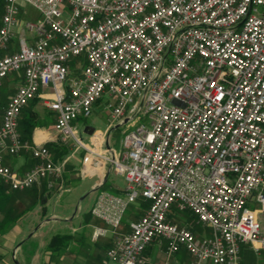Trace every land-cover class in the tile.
<instances>
[{
	"label": "built area",
	"instance_id": "built-area-1",
	"mask_svg": "<svg viewBox=\"0 0 264 264\" xmlns=\"http://www.w3.org/2000/svg\"><path fill=\"white\" fill-rule=\"evenodd\" d=\"M1 1L0 51L20 37L0 54V84L13 73L22 80L0 109V182L21 191L62 177L67 158L53 161L19 132L21 111L38 98L56 112L58 140L87 151L82 173L104 165L124 176L121 194L100 190L91 208L107 225L93 237L112 235L107 264H145L154 241L168 254L186 250L191 264H241L246 243L264 251V0ZM22 3L41 18L19 19ZM103 97L109 126L126 124L120 149L77 137L73 121ZM24 149L37 163L17 174L4 154ZM139 197L148 207L120 231ZM173 206L211 234L172 222Z\"/></svg>",
	"mask_w": 264,
	"mask_h": 264
},
{
	"label": "rangeland",
	"instance_id": "rangeland-1",
	"mask_svg": "<svg viewBox=\"0 0 264 264\" xmlns=\"http://www.w3.org/2000/svg\"><path fill=\"white\" fill-rule=\"evenodd\" d=\"M4 11V3L0 0V23H1V16ZM41 13L29 4L22 3L20 5V11L18 14V18L21 20H32L37 21L41 18ZM24 37L27 39L28 43L33 42V34L30 31L23 32ZM20 37V32H16L15 36L13 37L12 41L10 42L9 46L3 50L4 54L12 53L18 49V40ZM12 49V51H8ZM11 75V74H10ZM9 75V76H10ZM8 77V76H7ZM15 83H17L12 77H8L5 80L3 79L2 83L0 84V90L5 93H14L15 92ZM14 89V91H13ZM0 91V92H1ZM106 97H103L101 100L97 101V104H94L92 107V112L90 116L86 120V124L82 122V117L78 118L77 120L73 121L74 125L77 127V137L80 138L86 145V141H88L89 135L83 132V129L86 125H90L94 127V132L91 134H101V130L104 128V137L105 140L109 143L114 149L121 148V140L124 135V130L126 129V124H118L115 123L109 126L111 121V114L110 111L105 107L107 102ZM4 99L0 98V102L3 103ZM34 118L36 119L37 123L41 121H46L45 124H49V113L47 111H38L35 114ZM52 118V117H51ZM53 119L55 120L54 116ZM105 141V142H106ZM61 143H65L68 145L70 149V153L67 156V161L65 164V170L62 174V177L58 180L50 181L49 178L41 180L39 183H34L28 190L25 191H16V192H9L6 193L8 196L12 198V202L7 203V207L12 210L15 209V212H20V216L22 217L23 225H27L26 223L29 222V219H32L28 226H33L37 228L39 224L42 223L43 219L46 217H53L54 222L51 221L49 224H43V227H40L38 231H48L49 235L56 231H71L78 229V232L84 233V231L91 230L90 224H100L101 221L94 218L92 215L86 218L85 215L90 211L92 208L96 196L100 190H108L113 193H121L126 185L125 179L123 175H116L113 172L110 173L106 183L104 186L86 192L83 189L89 186L92 183V179H83L81 168L79 171L80 164L78 163L83 159L86 154V150L81 147H77V144L72 141L71 139L66 141H60ZM29 151V150H27ZM9 155V154H8ZM52 160L55 161L53 155L51 156ZM37 163L33 164V166ZM32 166V167H33ZM45 180V181H44ZM49 182V184H48ZM3 183V182H2ZM53 187L52 190L49 191V185ZM7 186V184H6ZM117 194V193H116ZM17 199V201H16ZM36 200V201H35ZM11 201V200H10ZM16 201V202H15ZM35 201V202H33ZM40 201L41 204L37 202ZM140 201H145L148 203L146 199H141ZM136 202L130 203L127 210L124 214V221L120 231H126L128 222L133 220V209L136 208ZM250 207V206H249ZM132 212V213H131ZM0 217H3L2 211L0 210ZM67 217V218H66ZM173 219H170L172 222L176 223L181 227H185L191 230L197 237L202 236L203 234L210 235L211 229L198 223L194 216H192L187 210L176 211L172 214ZM43 218V219H41ZM71 220H65L70 219ZM261 220V217L259 216ZM51 220V219H50ZM82 221V223H81ZM85 221V222H84ZM88 221L89 225H86L84 228H80L81 224H87ZM84 222V223H83ZM85 226V225H83ZM126 228V229H125ZM29 234V233H28ZM76 234V233H75ZM77 234L75 235V237ZM100 238L101 245L107 244L112 235L110 230L104 236ZM37 239L29 238L23 241V245L26 249H30L32 245ZM106 248V247H105ZM165 250L166 255L171 256L173 254H168L166 251V246L163 248ZM264 252V251H261ZM62 255L59 257L60 262L57 264H62ZM51 258L56 260V256H51ZM49 264H52L49 262ZM55 264V263H53Z\"/></svg>",
	"mask_w": 264,
	"mask_h": 264
},
{
	"label": "crops",
	"instance_id": "crops-1",
	"mask_svg": "<svg viewBox=\"0 0 264 264\" xmlns=\"http://www.w3.org/2000/svg\"><path fill=\"white\" fill-rule=\"evenodd\" d=\"M3 51L5 50L0 51L1 55L4 54ZM8 51H12V49L9 48ZM8 77H12V79H14L17 82L15 83V88H14L16 89L17 85L21 83L22 80L21 75L18 73H13ZM12 94L8 92L5 93L3 91L0 92V98H2V100L4 99L3 103L0 102V109L6 104L9 96ZM26 107L31 108L34 115L38 113L40 109L43 112L49 111V124H45L46 121L39 122V124L34 126L28 139L25 141H28L29 143L32 144H45V145L47 143H53L59 141L57 132L54 129L55 120L53 119V116L55 118L56 112L44 106L41 100L39 99L36 102H32V103L30 101V103H28ZM105 129L106 128L101 130L100 135H97L98 133L89 135L88 141H86V145L94 146V148L101 150L105 146V141H106L104 137ZM47 148L51 156L52 155L55 156L51 148L49 147ZM4 161L14 172H16L17 174H23L33 166L36 160L33 158L30 151L24 149L19 154L14 156L5 153ZM78 163L80 164L79 166V171H80V168L82 167V159ZM92 164L93 165L95 164L97 166V162H93ZM90 166L91 167H89L84 173L81 174L83 179H89V180L92 179V183L83 189V191H86L87 193L93 191L94 188L97 187L100 188L101 183L103 184L108 179L111 173L109 172L107 179L104 181L105 175L108 173L107 166L106 167L104 165H103L104 167L101 165H98L97 167H93L92 165ZM1 183L2 182H0V184ZM4 185L6 186V184ZM8 191L16 192V190H12L8 186H6L5 193H8ZM1 196L2 194L0 192V197ZM89 212L91 214V209ZM31 220L32 219H29V222L26 223L27 225H23L22 217H20L7 230H3V231L0 230V257H1L0 264H49V262H51L52 264L53 263L57 264L56 260L50 257L51 254L46 249V244L49 239L48 231H38L40 227L44 226L43 224H49L50 221L53 223L54 218L53 217L44 218L42 223L39 224V226L37 228H34L33 230H32L33 226L31 227L28 226ZM65 220H71V218ZM98 220L101 221L100 224L89 223L90 225L88 224V221L86 222L87 224H81L82 223L81 221L79 226L80 228L81 227L84 228L86 227V225H89L91 227V230H88L86 232L84 231V233L78 232V229L73 230L72 233H74V236L77 234V236L75 237L76 240H73L70 245V249L63 253L61 260L62 264H102L101 259L102 257H104L102 251V245L100 241V238L102 237L100 236L98 238H94L93 230L94 227L96 226L107 227V225L104 221L100 219ZM126 230H128V225ZM29 238H35L37 240L35 242H32L34 244L30 249L29 248L26 249L23 245L24 243L23 241ZM164 247H165L164 242L154 241L151 244H149L144 251V256L146 260L145 264H149L151 262H155L157 264H191L192 257L186 250L180 249L177 253L168 256L166 255L165 250L163 249ZM240 259H241V264H264V252H257L251 243L242 244L240 251Z\"/></svg>",
	"mask_w": 264,
	"mask_h": 264
},
{
	"label": "trees",
	"instance_id": "trees-1",
	"mask_svg": "<svg viewBox=\"0 0 264 264\" xmlns=\"http://www.w3.org/2000/svg\"><path fill=\"white\" fill-rule=\"evenodd\" d=\"M77 62L78 61H72L71 62V65H70L71 75H74L75 72L77 71ZM37 100H38V98H35V99L31 100V103L36 102ZM95 104H97V102ZM26 106L21 111V114H20L21 117L19 119V130H20V134H21V137L23 140L28 139L32 129L34 128V126L37 125L36 124L37 121L34 118L35 115L33 114L31 108L26 107ZM48 113H49V111H48ZM87 118L88 117H84L82 119V122L85 123ZM46 146L51 148L52 152L55 155V156H53L55 161H62L63 159L67 158V156L70 153V149L68 148V145H66L65 143H61L59 141L53 142V143H47ZM106 181L101 185V187L104 186ZM48 184H49V182H48ZM5 187L6 186L4 184H2V183L0 184V192L2 194V196L0 197V210L2 211V214H3V217L0 218V230L1 231L7 230L10 226H12L14 224V222H16L20 218L18 216H20V214H21L20 212H15V209L11 211V209L9 207H7V203L12 202V198L5 193ZM52 188L53 187L49 185V191L52 190ZM116 193L121 194L122 192L121 193L116 192ZM141 199H142V197H139L135 201L136 202L135 203L136 208L132 210V211H134V213L132 214L134 217L133 220H136L140 216H142L145 209L149 205L148 200H147L148 201V203H147L145 201H140ZM35 201H33V202H35ZM37 203L41 204L40 201H38ZM176 211L178 212L179 210L173 206L171 208L170 213H169V219H173L172 214H174ZM188 212L191 214L190 211H188ZM90 215H91L90 212H88V213H86L85 217L89 218L88 216H90ZM73 240H76V238L74 236V233H72L71 231H56V232H53L49 235V239H48V242L46 244V249L50 252L52 257L53 256L57 257L56 263H58L60 261L59 257H61V254H63L64 252H66L67 250L70 249V245H71ZM111 244H112V238L107 244L102 245V251H103V255H104V257H102V259H101L102 264H107L106 251H107L108 247L111 246ZM0 259H1V257H0Z\"/></svg>",
	"mask_w": 264,
	"mask_h": 264
},
{
	"label": "water",
	"instance_id": "water-1",
	"mask_svg": "<svg viewBox=\"0 0 264 264\" xmlns=\"http://www.w3.org/2000/svg\"><path fill=\"white\" fill-rule=\"evenodd\" d=\"M83 132L86 133V134H88V135H91L94 132V127H92L90 125H86L84 127V129H83ZM108 174H109V172L105 175L104 181L107 179ZM97 188H94L93 190H96Z\"/></svg>",
	"mask_w": 264,
	"mask_h": 264
}]
</instances>
